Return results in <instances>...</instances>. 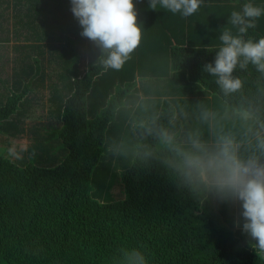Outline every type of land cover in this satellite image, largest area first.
I'll list each match as a JSON object with an SVG mask.
<instances>
[{"label": "trees", "instance_id": "obj_1", "mask_svg": "<svg viewBox=\"0 0 264 264\" xmlns=\"http://www.w3.org/2000/svg\"><path fill=\"white\" fill-rule=\"evenodd\" d=\"M143 1L134 0L141 29L148 23L142 19L148 6ZM213 1V11L225 14L221 0ZM183 24L185 29V20ZM260 28L258 24L250 28L244 39L264 37ZM75 35L65 37L68 93L55 98L62 122L57 146L50 141L36 145L27 163L0 157V264H141L138 253L145 256L146 264H264V256L246 241L245 233L238 231L241 238L235 237L220 223L223 217L234 225L237 213L242 212L240 203L218 200L199 169L186 162L187 145H168L160 137L162 129L171 131L175 117L184 119L182 111H176L182 101L207 110L221 105L227 112L215 111L212 124L208 117L206 135L191 142L199 141L213 153L217 145L210 142L238 132V156L246 160L257 155L264 162L260 147L264 140V73L251 64L245 69L237 67L233 76L242 81V87L225 95L216 77L203 71L206 64L214 63L220 40L207 48L197 47L185 34L165 43L160 37L142 35L149 39L142 47L148 50L150 42L159 39L173 70L198 82L199 92H210L213 99H201L199 92L189 90L172 92L174 104L141 98L137 75L154 76L137 65L143 55L141 43L123 68L115 71L105 70L101 49L87 38L88 66L81 74L80 35ZM33 81L34 77L1 105L0 131L7 130ZM191 92L197 100L186 97ZM149 101L158 103L149 119L136 121L134 115L126 124L125 111L140 116ZM244 112L251 116L244 117ZM119 170L126 192L121 200L111 194Z\"/></svg>", "mask_w": 264, "mask_h": 264}, {"label": "crops", "instance_id": "obj_2", "mask_svg": "<svg viewBox=\"0 0 264 264\" xmlns=\"http://www.w3.org/2000/svg\"><path fill=\"white\" fill-rule=\"evenodd\" d=\"M220 3L222 5V13L225 14L219 15V13L213 11L211 8L214 4L213 0H203L200 9L196 13L189 17H183L180 13L173 14L159 5L156 10H152L149 7V0H144L143 5L148 6H145L147 10H144L145 15L142 19L148 23H146V27L142 26V35L160 37L164 39L165 43L170 39L173 40L175 38L177 40V37L185 34V36L192 37L195 43H198L196 44L197 47L206 46L208 48L211 42L219 40L218 37L225 28L230 29L234 35L238 34L237 28L228 23L233 11L242 12L244 3H253L261 8L264 6V0H221ZM71 9V0H0V101L3 104L6 103L7 98L10 96L6 95L7 92H5L4 85H15V82H23L21 88L17 89L19 92L23 85L30 82L33 77L34 80L36 79L38 73V36L44 37L45 40L42 41L46 44V53L50 51L51 55L53 42L51 38L48 40V37H52L54 34V20L62 21L61 28L65 31L63 33L65 37L70 35L69 22L77 19ZM183 20L186 23L185 29ZM256 24L261 27L260 31L264 34V14L256 19ZM147 40L149 39H142L141 47ZM170 48L171 46L168 47L169 51ZM142 49L143 55L138 59L137 65L144 72L152 73L154 76L141 77L137 75L136 84L141 98L161 99L162 102L170 101L174 104V93L172 92L176 90L199 92L198 82H190L187 75H179L176 70H173L172 61L165 56L166 46L159 39L150 42L148 50H146V47H142ZM45 65L47 66V63ZM167 69H170L169 75L160 74L167 71ZM25 75H28V77L24 80ZM29 77H31L30 81H28ZM22 78L24 81H22ZM175 86H180V88L177 87L178 89H176L174 88ZM138 92L135 91L134 93L137 95ZM155 92H162V94ZM145 94L147 96H144ZM191 94L192 92L186 97L190 99L198 97L191 96ZM199 98H210L212 100L213 94L210 92L205 94L199 92ZM147 103V106L144 105V109L140 110V116H136L135 111H125L124 116H127L125 118L126 124L134 115L136 121L149 119L150 113L154 111L158 103L156 101ZM195 104L197 103L189 101L179 103L180 109L176 111L177 114L182 111L184 119L178 121L175 117L176 120L174 119L173 121L170 133L174 135V143L176 145H187L184 150L186 154L206 157L212 151H207V153L199 151L198 148L194 147V142L191 141L206 135V129L204 128L207 126L208 117L212 124L215 111L218 114L220 112L226 113L227 111L221 105L216 107V109L207 110V108H198ZM159 108L158 105V111ZM203 111L210 112L204 114ZM243 116L248 118L251 115L248 112H244ZM188 124H191L189 132L184 131ZM182 131H184V134H182ZM210 143L217 145L214 141ZM249 157L251 156L249 155ZM249 157L247 156L246 160Z\"/></svg>", "mask_w": 264, "mask_h": 264}, {"label": "clouds", "instance_id": "obj_3", "mask_svg": "<svg viewBox=\"0 0 264 264\" xmlns=\"http://www.w3.org/2000/svg\"><path fill=\"white\" fill-rule=\"evenodd\" d=\"M74 16L79 20L83 31L81 35L93 41L102 51L100 63L105 70L119 71L131 59V54L139 47L142 29L134 0H71ZM203 0H149V7L157 6L173 14L189 17L196 13ZM264 8L253 3H245L241 11H233L228 23L238 30L234 35L225 28L218 39L222 42L216 52L214 63H208L203 71L216 77V83L225 95L238 91L242 81L233 76L239 67L245 69L249 64L264 73V37L258 41L244 39ZM161 139L173 145L174 135L166 129L160 132ZM194 147L207 153L199 141ZM264 148V140L260 142ZM238 145L231 137H220L216 151L206 157L186 154L190 167L199 169L201 178L216 192L221 202H239L242 207L243 233L250 237L251 247L259 256H264V162L256 157L241 159L237 154ZM141 264H146L145 256L138 253Z\"/></svg>", "mask_w": 264, "mask_h": 264}, {"label": "rangeland", "instance_id": "obj_4", "mask_svg": "<svg viewBox=\"0 0 264 264\" xmlns=\"http://www.w3.org/2000/svg\"><path fill=\"white\" fill-rule=\"evenodd\" d=\"M59 20H54V34L51 38L52 57L50 51L45 50V40L43 36H38V68L36 79L32 82L31 91L23 99L18 111L13 114L7 124V130L0 131V157H9L19 163L30 162L35 155L30 149L34 148L40 143H52L53 147L58 144L57 130L62 126L60 112L58 110V102L55 100L58 96L65 97L68 93L66 84L69 76V49L65 44V35L63 28H61ZM70 34L75 36V33L80 35L78 37V44L80 45L81 64L80 72L83 74L88 65V42L87 38L81 35L83 28L79 20L74 19L69 22ZM49 47V44H48ZM49 49V48H48ZM46 54V55H45ZM47 66L45 65V61ZM29 75V74H28ZM25 75L24 80L28 77ZM30 78L28 81H30ZM22 78V81H24ZM23 82H15L14 84L4 85L6 95H11L21 88ZM24 86V85H23ZM8 89V91H7ZM1 102V101H0ZM3 105V102L0 103ZM144 109L143 107L141 110ZM48 135H52L49 139ZM232 139L239 140L238 132L229 135ZM227 135V137H229ZM236 142V141H235ZM56 148H53V151ZM243 151V147H242ZM260 159L259 156L256 155ZM60 160V158L58 159ZM116 164H112L113 168ZM117 168H121L120 165ZM115 174V173H114ZM111 194L115 199L121 200L126 197L125 185L120 176V170L115 174L114 185ZM241 214L237 213L235 217V224L232 225L226 222L223 217H220V223L227 226L234 233L235 237L241 238L239 232L242 227H237L236 222L240 221ZM243 223V221H242ZM241 223V225H242ZM246 241L251 244L250 237L244 235Z\"/></svg>", "mask_w": 264, "mask_h": 264}]
</instances>
